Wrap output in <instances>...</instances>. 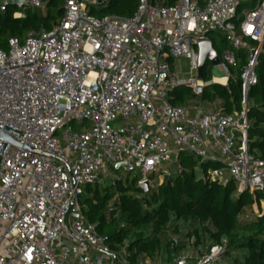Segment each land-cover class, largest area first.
I'll use <instances>...</instances> for the list:
<instances>
[{"label": "built area", "instance_id": "built-area-1", "mask_svg": "<svg viewBox=\"0 0 264 264\" xmlns=\"http://www.w3.org/2000/svg\"><path fill=\"white\" fill-rule=\"evenodd\" d=\"M59 1L63 18L51 31L0 48V132L12 140L0 138V264H130L81 202L87 187L121 180L113 173L119 163L142 186L155 172L163 182L171 175L163 166L189 153L218 165L207 180L234 182L239 194L264 191V161L248 145L264 0H136L133 16L103 18L91 12L111 0ZM47 3L0 0V13L14 6L24 18ZM212 32L228 42L221 53ZM204 42L220 63L207 61L201 78ZM239 51L247 54L241 110L227 114L219 100L207 107L209 86L229 89ZM208 67L223 75L209 70L205 80ZM182 89L192 95L187 106L173 103ZM225 249L214 246L192 264H215Z\"/></svg>", "mask_w": 264, "mask_h": 264}, {"label": "trees", "instance_id": "trees-1", "mask_svg": "<svg viewBox=\"0 0 264 264\" xmlns=\"http://www.w3.org/2000/svg\"><path fill=\"white\" fill-rule=\"evenodd\" d=\"M172 2L169 1L168 5ZM16 7L0 13V48L9 49V41L24 42L33 31H51L63 18L64 8L59 0H48L45 10H27L24 18H15ZM137 11L136 0H111L92 15L131 17ZM211 40L218 51L228 42L212 32ZM247 54L238 52V62L231 68L233 79L229 89L209 86L206 102L221 101L227 114L241 110L240 73ZM209 72L204 79L209 80ZM258 83L249 94V153L264 161V47L257 68ZM174 104H183L192 95L179 91ZM218 165L202 162L189 153H181L171 175L160 182L150 178L145 190L132 181H107L103 187H87L82 204L86 219L98 233L108 238L115 252L122 250L130 264H176L181 254L192 250L197 263L214 246L226 245L215 264H264V191L239 194L234 182L221 185L205 178L210 168ZM254 205L259 213L253 212ZM252 214L249 215L248 213Z\"/></svg>", "mask_w": 264, "mask_h": 264}, {"label": "water", "instance_id": "water-1", "mask_svg": "<svg viewBox=\"0 0 264 264\" xmlns=\"http://www.w3.org/2000/svg\"><path fill=\"white\" fill-rule=\"evenodd\" d=\"M210 61L213 65H218L220 63V57L219 54L214 50L213 45L211 42H204L200 45V57H199V76L202 78L204 67L206 65V62ZM0 138L3 141H12L9 136L6 134L0 132ZM125 163H119L114 165V170L119 171L120 168L125 167ZM143 189H147L148 185L143 184L140 186ZM188 260H178L177 264H184L187 263Z\"/></svg>", "mask_w": 264, "mask_h": 264}, {"label": "rangeland", "instance_id": "rangeland-1", "mask_svg": "<svg viewBox=\"0 0 264 264\" xmlns=\"http://www.w3.org/2000/svg\"><path fill=\"white\" fill-rule=\"evenodd\" d=\"M180 64L182 65V68H185L187 66V62L186 61H182V62H180ZM180 64H178V65H180ZM209 70H210V72L212 71L213 72V75H215V76L221 77L223 75L222 73H220L217 69H215L213 67H208L207 72ZM183 90H184V93L185 94L191 95V92L188 91L187 89H183ZM174 166H175V163L174 162H171V163H168V165L163 166V169H171ZM113 171H114L113 173L116 176L121 177V180H124V182H126V181H132V180L140 177V175L136 177L134 174L128 173L124 169H120L119 171H115V170H113ZM159 174H160V172H155V173H153V174L150 175V178L153 179V180H157L158 177H159ZM111 181L112 180H109V182H111ZM261 209H262L263 214H264V204L262 205ZM253 212L256 213V214L259 213V207L257 205H254ZM248 214L251 215L252 213L249 212ZM184 255H192L193 256V252H192V250H189Z\"/></svg>", "mask_w": 264, "mask_h": 264}, {"label": "crops", "instance_id": "crops-1", "mask_svg": "<svg viewBox=\"0 0 264 264\" xmlns=\"http://www.w3.org/2000/svg\"><path fill=\"white\" fill-rule=\"evenodd\" d=\"M178 95H180L179 92L176 94V100L178 98ZM191 100H192V98H189L183 104H179L178 103V105L187 106L191 102ZM206 106L207 107H211L212 105H211V103H207L206 102ZM184 254L185 253L181 254L180 258L187 259L188 260L187 263H184V264H189L191 262V260L194 259V256H192V255H184Z\"/></svg>", "mask_w": 264, "mask_h": 264}, {"label": "bare ground", "instance_id": "bare-ground-1", "mask_svg": "<svg viewBox=\"0 0 264 264\" xmlns=\"http://www.w3.org/2000/svg\"><path fill=\"white\" fill-rule=\"evenodd\" d=\"M222 82H224V81H222Z\"/></svg>", "mask_w": 264, "mask_h": 264}]
</instances>
